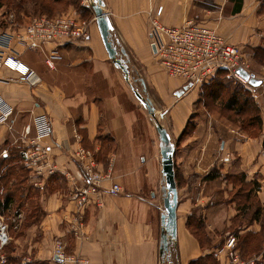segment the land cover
Wrapping results in <instances>:
<instances>
[{"label":"crops","instance_id":"0c3cea01","mask_svg":"<svg viewBox=\"0 0 264 264\" xmlns=\"http://www.w3.org/2000/svg\"><path fill=\"white\" fill-rule=\"evenodd\" d=\"M103 2L113 40L125 49L131 65L135 66L131 60L135 58L137 66L149 74L148 80L165 103L184 93L181 86L188 91L190 86L155 67L150 20L158 6H162L159 19L163 24L181 25L187 19L205 23L238 46L251 65L260 66L259 71L250 70L261 80L252 90L262 117L258 135L221 133L217 128L202 135L196 128L175 145L182 152V158L176 154V167L181 168L185 183L178 188L176 236L169 245L174 252L167 253L166 264H190L210 253L189 228L188 221L195 216L211 232L232 234L237 205L247 201L239 195H255L260 209L248 208V222L237 226L238 248L243 254L262 255L259 264H264V0H210L211 7L203 5V0ZM5 17L0 7V31L11 26ZM51 47L46 44L44 50ZM16 48L19 59L35 70L40 81L30 85L17 72L0 68V98L11 110L7 123L0 126V157L25 169L26 194L34 195L35 201L27 210L29 203L19 206L14 197L5 209L11 232L3 252L6 264H50L57 239L67 252L88 259V264H165L159 254L163 202L152 191L149 197L145 195L162 175L151 155L152 134L145 125L144 109L130 93L131 85L108 57L96 20L87 38L59 46L53 68L45 64L42 49ZM194 94L195 89L188 100L174 101L169 108L176 137L183 136ZM43 120L47 127L38 129ZM217 142L219 153L210 157L212 144ZM34 148L46 151L52 173L46 168L37 172L25 164L23 152ZM80 148L92 154L102 174L110 175L95 192H84L87 177L75 156ZM218 178L223 183L220 195L233 189V179L245 190L236 191L235 199L213 202L217 192L210 187ZM113 183L121 191L109 193ZM255 236L263 239L258 252L253 251Z\"/></svg>","mask_w":264,"mask_h":264},{"label":"built area","instance_id":"2783aa9c","mask_svg":"<svg viewBox=\"0 0 264 264\" xmlns=\"http://www.w3.org/2000/svg\"><path fill=\"white\" fill-rule=\"evenodd\" d=\"M162 6H158L150 20L152 45L156 62L161 70L171 77L183 79L189 86L207 83L221 70L242 79L237 73L238 68L250 71L247 59L241 54L238 46L229 43L215 28L205 23L187 19L181 25L168 26L163 24L159 16ZM5 21L10 28L0 31V68L5 67L19 74L21 79L30 85L40 81L38 74L19 59L16 47L23 49H42L46 52L44 62L49 68L55 65L59 58V46L85 39L89 35V23L86 19L74 12L56 15H35L27 21L18 23L14 14L5 15ZM46 44L52 45L44 50ZM246 82V81H245ZM11 114L9 107L0 98V126L7 123ZM38 129L47 127L45 120L37 124ZM29 131V126L25 128ZM40 134L37 135V138ZM6 152L3 150L2 154ZM25 164L37 172L46 168L48 173L53 167L47 161L46 151L43 148L28 149L23 152ZM82 162V169L87 177V186L84 192L96 191L101 180L109 178L108 173L102 174L97 168L92 154L82 148L75 153ZM121 187L113 183L109 193H117ZM11 241L9 226L0 214V248ZM237 239L229 235L217 253L222 264H259L262 255L243 257L236 247ZM166 264L167 257H163ZM50 264H88V259L78 253H69L65 245L57 239L52 248Z\"/></svg>","mask_w":264,"mask_h":264},{"label":"rangeland","instance_id":"374dc122","mask_svg":"<svg viewBox=\"0 0 264 264\" xmlns=\"http://www.w3.org/2000/svg\"><path fill=\"white\" fill-rule=\"evenodd\" d=\"M16 1L18 0H0V3L6 6L5 10H13L12 6L14 2ZM35 1L37 2L36 5L33 4L35 3ZM203 1H204L203 5L211 7L210 0H203ZM41 2L43 3V5L50 7L51 11L50 12L41 11L40 6H39ZM91 2H92L91 0H32V3H27L26 10H27V14L41 13L42 15H47L49 13L48 14L49 16L66 13V12H74V13L79 14L84 19H86L90 27L91 22L95 20L94 12L91 8ZM38 6H39V9H36L38 8ZM14 10L18 12V10L16 9ZM123 58L126 60L128 67H129V75H130L129 84L132 86V89L130 88L131 95L137 101V98L133 91V90H136L139 93H141L143 96L149 97L153 106L155 107V118L154 117L152 118L147 113V110L143 106V104L138 101V104L141 107V109H144L145 111L146 128L148 129V131L150 130V133L152 134V136H150L151 137L150 141L152 143V149H153L151 152V155H152V158L155 159L156 165H158V167L159 166L161 167L160 152H159L160 142H159L158 134L155 129V120L163 124L165 128L168 130V132L169 130H171L172 132L171 140L174 145H178L180 139L184 138V136L186 137V134H192L196 128H197L196 130L197 133H200L202 135H204V132H206V130L209 132L210 131L212 132L213 128H217L218 131L221 133L229 131L233 134H236L238 132H241L243 130L241 128H243L242 126H244L245 128L243 132L241 133L244 134L245 136H249V135L256 136L257 134H259L256 128L257 125L253 120H251V117L252 115L256 114V112L258 111L257 108L259 110L260 108H259V105L252 91L255 88L253 86H250L247 82L240 80L239 78H237L236 76L232 74L224 75V73H221L215 77L213 82L209 81L208 83L210 84L207 83L205 85L190 86L189 91L186 89L187 87L186 88L183 87L184 85L181 86L179 89L184 91V93L180 97H176L175 95L171 96L170 97L171 101L165 103L163 99L160 97L159 93H157V91L153 87L152 82L148 80L149 74L144 72L143 69H140L137 66L136 59L135 58L131 59L133 63L135 64L134 66V65H131L132 63L130 62V60L128 61V58L126 56H123ZM247 61H248L250 70L259 71L260 66L258 64L254 63L251 65L250 60L248 59ZM154 63L156 64L155 67L157 68V70L160 72H163L161 68L159 67V65L157 64L156 59L154 60ZM118 71H119L121 78L124 79L122 71L120 70ZM165 75L168 76L167 74ZM168 77H171V76H168ZM139 79H143L145 86L141 84ZM232 79L234 81H231ZM220 82H222L220 86L221 85L223 86H221V90L219 92L220 93L219 99L217 98L213 101L212 98H214L217 95V91L215 92L213 96H211L210 89L212 87H217L216 84ZM240 85L242 86L244 85V87L248 88L251 92L252 97L248 96L251 100L246 101V103L244 104V107L242 108L243 110H241L239 114L236 112L239 106L238 108H235V110H229L225 108L224 105L226 101H228L229 99L228 97H230L229 94L235 91L234 87H237ZM224 86H226V88ZM143 88H145V91H143ZM194 89H195V94H196L194 95L196 97H195V100L193 101L192 107L190 108L191 114L188 117L187 124H185L184 130H183V133H185V135L183 136L180 135V137L179 136L176 137V135L174 134V131L172 130L170 126L171 119H170L169 108L172 107V105L174 104L173 103L174 101L184 102L185 99L188 100L189 93H191ZM201 93L204 94V98H201ZM237 97L241 100V102H244L245 95L238 94ZM234 107H237V106H234ZM260 117H261V113H260ZM261 126H262V117H261ZM212 145L214 146L211 147V152L209 155L210 157H213L217 155V153H219L218 152L219 151L218 142ZM175 151L176 152H174V161H175L174 166H175V171L177 172L176 181H177V188H180V186H183V184L185 183V179L183 178L181 168L176 167V154H177V158L178 156L182 158V152L179 149ZM8 162L11 163V161L7 160L6 162H4V164ZM26 176H27V172L25 171V169L20 168L19 166L18 167L15 166L13 171L8 173V179L4 181V185L3 183H0V214L3 217L4 221L8 224V226H10V222H9L10 215H7L8 211L1 209V205L5 201V196H9V195H5V193H9V191L11 190L19 206H22V204L24 205V203L26 202L29 203V208L27 207V210H30L31 208L34 207V201H35L34 195L26 194V192L28 191V187L26 186V179H27ZM230 182L232 183L233 189L232 190L230 189L227 195H220V191L222 190V186H223L222 180L220 178L216 179L214 182L211 183V187H210L211 190H214L217 192L216 195L212 196L213 202H219L220 200L227 201L229 199H235L237 197L235 195L236 191L237 193H239L245 190L244 185L241 183H238L237 180L233 179V180H230ZM163 186H164V180H163V176L161 175L160 180L155 182L154 185H150V187H147L145 191V195L149 197V192L152 191L153 195L156 196V200L160 202L163 197V189H162ZM247 212L246 214H243V210H242L240 212L241 216L234 218L231 224L232 227H231L230 233L232 234H228L227 236L226 234H224V232L217 231L215 233V232L209 231V229L206 227L205 222L202 220V218L200 220V223L198 222V217H196L193 220H190L189 223H190L191 229L194 228V226L198 227V229L196 230V234L200 240V243L203 245L204 248L211 250L210 253H208V254H211V257L207 258L205 256L204 259L206 260L204 263L217 264L216 263L218 261L217 260V257H218L217 250L229 235H234L236 237L237 239L236 247L238 248V244L240 240L239 238H237V235H236L237 230H238L237 226L239 224L243 225L246 222H248L249 216L247 215ZM197 223H199L200 226H198ZM9 233L11 235L10 229H9ZM262 240L263 239L260 236H257V237L255 236L254 241L252 240V245H254L255 243V247L253 249L254 252H258L259 246H261L262 244ZM9 243L3 246L2 248H0V262L2 264H6L7 262L6 256L3 254V252L5 251V248H7ZM245 254H248V253H245Z\"/></svg>","mask_w":264,"mask_h":264},{"label":"water","instance_id":"95a60500","mask_svg":"<svg viewBox=\"0 0 264 264\" xmlns=\"http://www.w3.org/2000/svg\"><path fill=\"white\" fill-rule=\"evenodd\" d=\"M91 8L94 12L96 24L100 33L101 41L112 63L123 73L124 79L129 83V67L123 56H126V51L123 47H118L113 40L110 18L104 11L103 0H91ZM153 49L155 48L152 45ZM236 73L244 79L250 86L256 87L261 84V80L257 79L254 73L243 68H238ZM141 84L145 86L143 79H139ZM132 89V86H131ZM136 98L146 108L147 113L155 118V107L147 96H143L136 90H133ZM145 91V88H143ZM155 129L159 138V152L161 162V173L164 180L163 186V212L161 213V232L159 254L167 257L169 245L176 236L177 216L176 209L178 205V188L175 179L174 168V144L168 130L163 124L155 120ZM168 258V257H167ZM178 264V263H177Z\"/></svg>","mask_w":264,"mask_h":264},{"label":"trees","instance_id":"16d2710c","mask_svg":"<svg viewBox=\"0 0 264 264\" xmlns=\"http://www.w3.org/2000/svg\"><path fill=\"white\" fill-rule=\"evenodd\" d=\"M27 3H32V0H18V1H16V2H14V4H13V6H12V8H13V10H5V5H3V4H1L0 3V7H2L3 9H4V14L5 15H7L9 12H12L13 14H14V16H15V21L16 22H18V23H22V22H24V21H27L31 16H33V15H42L41 13H37V14H34V13H31V14H27V10H26V6H27ZM34 5H36L37 4V2L35 1V3H33ZM40 6V9H41V11H46V12H50L51 11V8L50 7H48V6H46V5H43V3L41 2V4L39 5ZM39 6H38V8H36V9H39ZM14 9H16V10H18V12L17 11H15ZM237 10H239V7L238 8H236L235 9V12L237 11ZM23 11V12H22ZM49 14V13H48ZM47 14V15H48ZM23 15V16H22ZM24 17V18H23ZM221 73H224V75H228V74H230L227 70H221V71H219L215 76H213L209 81L210 82H213V80L215 79V77L216 76H218L219 74H221ZM208 81V82H209ZM231 81H234L233 79L231 80ZM207 82V83H208ZM207 83H204V84H202V85H205V84H207ZM222 82H220V83H217L216 84V86L217 87H212L210 90H211V92H210V95L211 96H213L214 94H215V92L217 91V95L214 97V98H212L213 99V101L215 100V99H219V92H220V90H221V86H223V85H221L220 86V84H221ZM208 84H210V83H208ZM225 88H226V86H224ZM234 89H235V91L234 92H232V93H230L229 94V96L230 97H228L229 99H228V101H226V103H225V105H224V107L225 108H227V109H229V110H235V108H238V106H239V108L236 110V112L237 113H239L240 114V112H241V110H243L242 108L244 107V104L246 103V101H249V100H251L248 96H250V97H252L251 96V92H250V90L248 89V88H246V87H244V85L242 86V85H240V86H237V87H234ZM209 90V91H210ZM206 92V91H205ZM208 92V91H207ZM236 92V93H235ZM237 92H238V94H240V95H245V99H244V102H241V100L237 97ZM201 98H204V94L203 93H201ZM234 106H237V107H234ZM256 108H257V106H256ZM257 112H256V114H254V115H252V117H251V120H253L255 123H256V125H257V130H258V132L260 133V131H261V117H260V110L257 108ZM252 121V122H253ZM254 124V123H253ZM252 125V124H251ZM243 128H241V129H243L244 130V126H242ZM242 130V131H243ZM257 132V133H258ZM256 133V134H257ZM255 134V135H256ZM183 135H185V133H183ZM258 135V134H257ZM249 136H251V135H249ZM174 147H175V145H174ZM174 152H175V148H174ZM7 160H9V159H7V158H3V157H0V183H3V185H4V181H6V179H8V173H10V172H12L13 171V169H14V167L16 166V165H13V164H11L10 162H8V163H6V164H4V162H6ZM16 167H18V166H16ZM20 168H22V167H20ZM174 168H175V166H174ZM24 169V168H23ZM177 178V172L175 171V179ZM176 183H177V181H176ZM5 195H9V196H5V201H4V203L1 205V209H3V210H5L6 208H7V206H8V204L12 201V200H14V195L12 194V192H11V190L9 191V193H5ZM13 195V196H12ZM237 196V195H236ZM239 196H243V197H246L247 198V201L246 200H243L242 202H240L238 205H237V207H238V214H237V217H238V215L240 216V212L243 210V214H246V212H247V209L249 208V209H253V210H256V212H257V210H259L260 209V205L257 203V201L255 200V195H239ZM248 213V212H247ZM196 218V216L194 217V219ZM189 220H190V218H189ZM200 220H201V217H198V222L200 223ZM190 221H188V224H189V228H190V230L196 235V237H197V234H196V230L198 229V227L197 226H194V228H192L191 229V226H190V223H189ZM199 223H197V225L198 226H200L199 225ZM235 234V233H234ZM197 239H198V241H199V243H200V240H199V238L197 237ZM201 244V243H200ZM201 246H203L202 244H201ZM173 252L174 250H173V248L171 249L170 247H169V250H168V253L170 254V252ZM242 255L243 256H245V257H250V256H252V255H248V254H243L242 253ZM207 258L208 257H211V254H207V255H205ZM205 256L204 257H200V258H198V259H196V260H193V261H191L190 262V264H207V263H204L205 262V260L206 259H204L205 258ZM217 263V262H216ZM209 264V263H208ZM218 264V263H217Z\"/></svg>","mask_w":264,"mask_h":264}]
</instances>
